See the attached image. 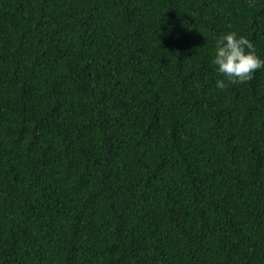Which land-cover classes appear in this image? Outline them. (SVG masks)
Wrapping results in <instances>:
<instances>
[{
	"label": "trees",
	"instance_id": "trees-1",
	"mask_svg": "<svg viewBox=\"0 0 264 264\" xmlns=\"http://www.w3.org/2000/svg\"><path fill=\"white\" fill-rule=\"evenodd\" d=\"M264 0H0V264H264Z\"/></svg>",
	"mask_w": 264,
	"mask_h": 264
},
{
	"label": "clouds",
	"instance_id": "clouds-1",
	"mask_svg": "<svg viewBox=\"0 0 264 264\" xmlns=\"http://www.w3.org/2000/svg\"><path fill=\"white\" fill-rule=\"evenodd\" d=\"M215 69V87L225 93L230 86L249 83L255 73L264 71V59L257 55L253 44L235 31L215 39L211 61Z\"/></svg>",
	"mask_w": 264,
	"mask_h": 264
}]
</instances>
